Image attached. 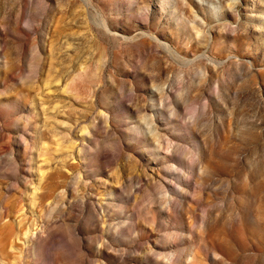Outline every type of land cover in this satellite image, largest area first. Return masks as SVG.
Segmentation results:
<instances>
[{
    "label": "rangeland",
    "instance_id": "rangeland-1",
    "mask_svg": "<svg viewBox=\"0 0 264 264\" xmlns=\"http://www.w3.org/2000/svg\"><path fill=\"white\" fill-rule=\"evenodd\" d=\"M0 264H264V0H0Z\"/></svg>",
    "mask_w": 264,
    "mask_h": 264
}]
</instances>
